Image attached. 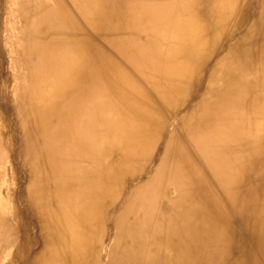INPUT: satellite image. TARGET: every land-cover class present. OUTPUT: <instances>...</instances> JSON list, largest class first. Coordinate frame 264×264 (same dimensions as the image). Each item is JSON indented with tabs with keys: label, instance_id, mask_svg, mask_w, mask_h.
I'll list each match as a JSON object with an SVG mask.
<instances>
[{
	"label": "bare ground",
	"instance_id": "obj_1",
	"mask_svg": "<svg viewBox=\"0 0 264 264\" xmlns=\"http://www.w3.org/2000/svg\"><path fill=\"white\" fill-rule=\"evenodd\" d=\"M0 264H264V0H0Z\"/></svg>",
	"mask_w": 264,
	"mask_h": 264
},
{
	"label": "rangeland",
	"instance_id": "obj_2",
	"mask_svg": "<svg viewBox=\"0 0 264 264\" xmlns=\"http://www.w3.org/2000/svg\"><path fill=\"white\" fill-rule=\"evenodd\" d=\"M5 67H7V64H6V62L3 64V66H2V68L3 69H5ZM7 69V68H6ZM5 69V70H6ZM7 73V72H6ZM5 79V78H4ZM5 101H10V100H8L7 98L6 99H4ZM3 110L6 112V113H8L9 112V110L8 109H6V108H4L3 107ZM14 185L16 186V187H18V183H14ZM20 185H24V179L23 180H21V182H20Z\"/></svg>",
	"mask_w": 264,
	"mask_h": 264
}]
</instances>
